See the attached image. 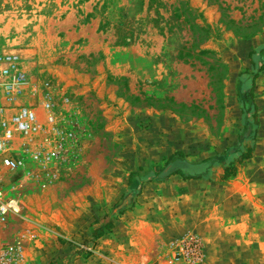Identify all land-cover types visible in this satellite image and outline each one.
Here are the masks:
<instances>
[{
  "label": "rangeland",
  "instance_id": "374dc122",
  "mask_svg": "<svg viewBox=\"0 0 264 264\" xmlns=\"http://www.w3.org/2000/svg\"><path fill=\"white\" fill-rule=\"evenodd\" d=\"M204 38L216 56L197 54ZM261 47L264 0H0V55L18 58L27 80L18 103L34 107L42 123L26 146L13 145L17 168L0 160L3 192L19 203L2 236L25 241L23 264H127L104 252L92 227L116 218L131 189L140 191L165 165L147 151L150 130L172 131L168 118L183 127L176 151L190 161L252 147L237 164L246 176L223 181L221 165L208 174L245 182L251 236L207 260L203 245L193 264H264ZM238 89L252 92L246 114ZM183 236L149 251L142 264H185L174 246Z\"/></svg>",
  "mask_w": 264,
  "mask_h": 264
},
{
  "label": "crops",
  "instance_id": "0c3cea01",
  "mask_svg": "<svg viewBox=\"0 0 264 264\" xmlns=\"http://www.w3.org/2000/svg\"><path fill=\"white\" fill-rule=\"evenodd\" d=\"M101 88L98 87V91ZM159 118L166 122L168 117ZM154 119L153 123L157 120ZM169 122L175 125L172 131L150 130L153 146L149 148L154 149L147 153L160 160L180 149L182 146L177 147L178 143L181 145L185 139L183 127L176 119L168 118ZM239 173L240 168L235 177L246 176L245 169ZM223 181L213 182L208 176L185 179L179 174L159 181L148 177L133 197V205L117 212L116 218H110L111 227L104 228L98 239L102 240L104 252L119 262L142 264L143 256L149 251L159 252L160 245L186 233H194L204 245L207 260L211 251H229L230 242L237 246L239 237L245 243L244 238L251 236V197L241 193L245 182ZM235 183L240 184L238 189H235ZM101 226L102 223L92 228L100 230ZM174 246L179 248L178 244Z\"/></svg>",
  "mask_w": 264,
  "mask_h": 264
},
{
  "label": "built area",
  "instance_id": "2783aa9c",
  "mask_svg": "<svg viewBox=\"0 0 264 264\" xmlns=\"http://www.w3.org/2000/svg\"><path fill=\"white\" fill-rule=\"evenodd\" d=\"M17 65L18 58L14 54L0 55V160L8 169H15L21 164V160L12 155L13 145L20 141L21 145L26 146V141L42 129L34 107L18 103L27 80ZM43 108L47 113V122L52 123L54 117L50 103H43ZM27 150L23 149V152ZM29 155L38 158L40 152L30 151ZM18 210V200L6 198L0 185V264H23L25 259V241L21 237L7 240L2 236L9 216ZM178 247L185 264L196 263L202 257L203 243L194 233L183 236L178 241Z\"/></svg>",
  "mask_w": 264,
  "mask_h": 264
},
{
  "label": "trees",
  "instance_id": "16d2710c",
  "mask_svg": "<svg viewBox=\"0 0 264 264\" xmlns=\"http://www.w3.org/2000/svg\"><path fill=\"white\" fill-rule=\"evenodd\" d=\"M186 9L189 11H193V9L189 7L188 5H186ZM194 26L199 30H204V27L198 23H195ZM206 28L208 29L209 27H206ZM207 40H208L207 38H204L202 40V42L200 43L202 48L201 49L197 48V54L198 55L207 54V55L216 56L215 52H213L212 50L203 48ZM192 47L193 46L191 44L187 48V52H186L187 55L191 53ZM254 52L255 50H251L249 54H252ZM259 53L261 54V57H260L261 62L264 63V47H261L259 49ZM216 60L219 61L220 59L216 57ZM222 66L225 67L223 64ZM259 68L264 69V65H261ZM238 95H239V101L241 102V105H242V110L246 114L248 111L252 109L251 89H248L246 91H241L240 89H238ZM246 134L247 133L244 132V134L242 135L243 138L250 137V134L249 135H246ZM251 153H252V147L248 148L244 153H239L237 148L229 147L221 153H218L216 155H213V156H210V157H207L205 159L195 162V161H190L186 159L183 156V153L181 151H175L167 158L165 165L157 171L153 179L158 180V181L164 180L172 174H179L185 179L203 178V177L208 176V174L210 173V171L212 170L214 166L221 165L223 166L221 180H225L235 175L237 164H240L244 159L251 157ZM236 154H238L237 155L238 157L236 159H232V156H235ZM138 192L139 190L137 191L135 189H131L130 193L128 194L130 197L129 198L130 200L128 202L130 204L128 205L133 204V197L136 196ZM123 208L125 207H122L121 210ZM110 227H111V222L107 221L101 226L100 230H93L95 232L94 233L95 238L100 237L104 233V228L108 229Z\"/></svg>",
  "mask_w": 264,
  "mask_h": 264
},
{
  "label": "water",
  "instance_id": "95a60500",
  "mask_svg": "<svg viewBox=\"0 0 264 264\" xmlns=\"http://www.w3.org/2000/svg\"><path fill=\"white\" fill-rule=\"evenodd\" d=\"M129 198H130V197L127 196L123 202H124V203H128V201L130 200Z\"/></svg>",
  "mask_w": 264,
  "mask_h": 264
}]
</instances>
